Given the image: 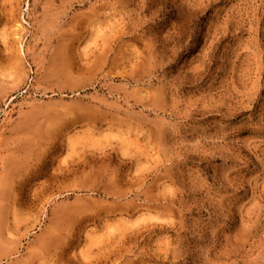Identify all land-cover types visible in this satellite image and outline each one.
I'll use <instances>...</instances> for the list:
<instances>
[{
	"label": "rangeland",
	"instance_id": "1",
	"mask_svg": "<svg viewBox=\"0 0 264 264\" xmlns=\"http://www.w3.org/2000/svg\"><path fill=\"white\" fill-rule=\"evenodd\" d=\"M0 264H264V0H0Z\"/></svg>",
	"mask_w": 264,
	"mask_h": 264
}]
</instances>
